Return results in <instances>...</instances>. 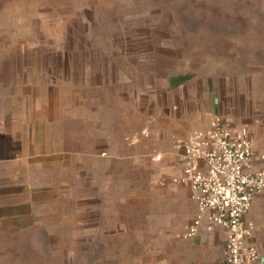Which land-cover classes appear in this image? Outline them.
<instances>
[{
  "label": "rangeland",
  "instance_id": "1",
  "mask_svg": "<svg viewBox=\"0 0 264 264\" xmlns=\"http://www.w3.org/2000/svg\"><path fill=\"white\" fill-rule=\"evenodd\" d=\"M207 97L262 149L264 0H0V264H180Z\"/></svg>",
  "mask_w": 264,
  "mask_h": 264
},
{
  "label": "built area",
  "instance_id": "2",
  "mask_svg": "<svg viewBox=\"0 0 264 264\" xmlns=\"http://www.w3.org/2000/svg\"><path fill=\"white\" fill-rule=\"evenodd\" d=\"M176 146L182 170L174 181L191 190L197 205L186 236L198 235L205 224L225 227L223 264H259L262 253L247 215L264 194V154L256 158L250 128L231 126L215 114L212 129H196Z\"/></svg>",
  "mask_w": 264,
  "mask_h": 264
},
{
  "label": "crops",
  "instance_id": "3",
  "mask_svg": "<svg viewBox=\"0 0 264 264\" xmlns=\"http://www.w3.org/2000/svg\"><path fill=\"white\" fill-rule=\"evenodd\" d=\"M173 103H174V108L178 109L182 107V105L180 107L179 103L177 102L176 103L173 102ZM201 104L202 105L197 104V106L192 110L191 117L185 121L183 120L181 123L185 128V132H186L185 134H187L186 136H188L190 132L196 129H203V130L212 129L214 124L215 114H221L224 117L225 121L231 126H235L237 128L244 126V124H240L236 120H231L226 118L223 112L221 111L220 103H218L214 97L204 98ZM56 114L60 115L59 110L58 112H56ZM199 117L201 122L199 121ZM67 125H68L67 123H62L60 128H64ZM248 127L250 128L249 125ZM191 129L192 131H190ZM252 135L254 138V147H253L254 153L256 155V158L258 159L259 155L264 154V145H262L263 147L260 151H257V149L255 148L256 141L253 132ZM186 136H182L181 138H184ZM181 170L182 167L179 171V174L181 173ZM262 206H264V194L256 197V199L253 202L252 209L247 215L248 220L252 221L255 227L257 223H259L261 220V215L259 214V210L260 207ZM196 210H197V205H196ZM253 214L255 218H253ZM226 240H227V230L225 229V227L205 224L201 228L198 235L194 237L186 236V239L177 245L178 246L177 254L179 259L181 260L180 264H223L225 261ZM252 240L259 246V241L257 239V236L255 235V228H254V235ZM260 250L262 252V258L259 264H264V253H263L264 251L261 248Z\"/></svg>",
  "mask_w": 264,
  "mask_h": 264
}]
</instances>
